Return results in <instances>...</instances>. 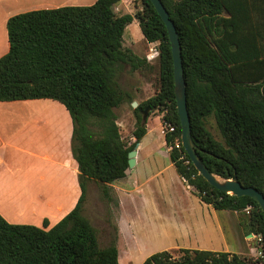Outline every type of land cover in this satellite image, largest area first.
Returning <instances> with one entry per match:
<instances>
[{"label": "trees", "instance_id": "16d2710c", "mask_svg": "<svg viewBox=\"0 0 264 264\" xmlns=\"http://www.w3.org/2000/svg\"><path fill=\"white\" fill-rule=\"evenodd\" d=\"M121 0L33 9L7 21L9 50L0 57V101L51 98L73 121L71 149L80 171L81 196L51 228L7 221L0 214V264H119L116 238L103 246L83 212L91 181L108 184L125 177L128 153L147 133L146 107L164 112L176 127L165 135L178 174L207 204L239 214L248 233L264 236V212L250 196L212 186L192 164L181 141L171 44L166 26L150 0L135 14L115 12ZM181 44L187 108L197 151L211 172L236 178L264 194V0H162ZM134 19L143 36L159 42L160 86L138 103L135 141L121 136L117 107L131 100L118 82L124 64L152 67L150 59L124 47ZM214 116L223 141L206 126ZM250 213L247 216L246 210ZM45 225L47 220L44 221ZM264 250V239H263ZM174 259L164 250L142 264H250L225 251L181 249Z\"/></svg>", "mask_w": 264, "mask_h": 264}, {"label": "crops", "instance_id": "0c3cea01", "mask_svg": "<svg viewBox=\"0 0 264 264\" xmlns=\"http://www.w3.org/2000/svg\"><path fill=\"white\" fill-rule=\"evenodd\" d=\"M69 1L0 0V57L9 50L7 21L12 15L33 9L87 5ZM131 2L121 0L115 12L130 13ZM72 133V117L57 100L0 101V214L7 221L48 229L75 207L82 190L80 171L71 149ZM140 152L138 149L135 166ZM166 156L169 159L166 167L174 168L175 175L171 177L174 193L167 189L165 195L157 188V178L163 170L152 173L145 181L128 182L126 179L135 166L125 177L109 183L108 192L102 191L97 199L88 194L87 188L83 212L96 228L100 243L107 246L111 242L103 244V239L116 238L119 264L121 255L124 259L138 255L140 215L148 207L153 213L154 232L172 245L167 251L185 248L255 256L257 245L247 239L250 233L241 225L237 212L218 210L202 201L178 174L169 151ZM127 232L129 241L121 247Z\"/></svg>", "mask_w": 264, "mask_h": 264}, {"label": "rangeland", "instance_id": "374dc122", "mask_svg": "<svg viewBox=\"0 0 264 264\" xmlns=\"http://www.w3.org/2000/svg\"><path fill=\"white\" fill-rule=\"evenodd\" d=\"M96 0H70L69 4H78L80 2L84 3H94ZM143 7L141 0H132L130 5V10L132 14H135L138 10H141ZM128 27V28H127ZM124 32V47L131 49L134 53L146 57V55H150L148 52L151 47H155L158 49L159 42H149L143 36L141 31L139 21L134 19V21L127 26ZM158 53L155 51L154 54L151 55L150 63L152 67L150 69L144 68L139 70H132L129 64H124L123 69L118 73V82L122 89L131 94V100L124 102L119 107L115 109L118 116V125L120 129V133L124 141L127 143H132L135 141V137L133 136V131L137 126L138 118L134 112L135 106L133 102L137 103L146 100L150 96L154 95L157 92L158 87L160 86V68H159V60ZM164 112L159 110H149L147 117V126L148 133L141 140V145L139 150L141 151V155L139 156V160L137 165L133 168L131 175L126 179L128 182L135 184L136 182L145 181L147 177L151 176L152 173L157 172L158 170H163V174L157 178V188L159 187L165 195L167 194V189H170L171 193H174V188L171 186V177L174 176V168H167L166 166L169 164V159L166 154L167 151L170 152L171 148L164 143L165 135L162 133V116ZM206 126L208 130L212 133V135L218 139L223 141V137L216 125V121L214 116H210L206 121ZM164 138V139H163ZM166 168V169H165ZM165 179V180H164ZM164 180V181H163ZM160 184V186H158ZM178 186L175 187L177 189ZM90 190L88 191L89 195H92L95 199L101 196L103 191V186L100 183L88 184ZM182 189L181 187H179ZM90 192V193H89ZM87 196V193H86ZM146 211L140 215L141 217V233H140V250L141 252L138 255H132L128 259H124L122 255L120 256L121 264H142L144 260L156 253L158 251L169 250V246L163 237L158 236L154 232L153 228V213L148 208L145 207ZM213 211V210H212ZM250 213L246 212L248 216ZM241 214L237 213V217L240 219ZM212 219L214 218V214H212ZM224 226V223L221 222ZM226 226H224L225 228ZM226 230V229H225ZM129 233H124V238L122 239L121 247H123V242H128L127 238ZM227 238L229 239V235L227 233ZM115 237L112 239H103L102 243L112 242ZM218 240V238H216ZM221 240V239H220ZM210 246V245H209ZM218 245L217 248H219ZM123 250V248H122ZM172 258L177 259L182 255L181 249H173L170 250ZM242 257H246L250 264H257L261 261L258 258L257 254L253 255H242ZM135 256V257H134Z\"/></svg>", "mask_w": 264, "mask_h": 264}, {"label": "water", "instance_id": "95a60500", "mask_svg": "<svg viewBox=\"0 0 264 264\" xmlns=\"http://www.w3.org/2000/svg\"><path fill=\"white\" fill-rule=\"evenodd\" d=\"M156 9L157 13L163 20L167 32L169 41L171 44V51L173 56V68H174V85H175V98L177 105V112L181 125V142L189 156L192 164L198 170L199 174L202 175L212 186L216 187L218 190L227 192L237 196H250L252 197L260 206L264 212V194L253 186H244L236 178H223L218 174L210 171L207 165L204 163L203 159L199 155L195 142L191 134V120L187 108V94H186V82L184 78V69L182 62V52L181 44L179 40V35L175 26L174 21L171 19L169 11L164 5L162 0H150ZM136 107L138 103L133 102ZM150 107H146L143 112V121L147 120L148 111ZM141 142H137L135 147L128 153V167L126 168V174L131 172V169L136 164V157L138 149Z\"/></svg>", "mask_w": 264, "mask_h": 264}, {"label": "built area", "instance_id": "2783aa9c", "mask_svg": "<svg viewBox=\"0 0 264 264\" xmlns=\"http://www.w3.org/2000/svg\"><path fill=\"white\" fill-rule=\"evenodd\" d=\"M157 52L158 53V49H156L155 47H151L150 48V51L148 52L150 55H147V57L150 59L151 58V55L154 54V52ZM158 55V54H157ZM151 60V59H150ZM162 133L164 135L166 134H172L176 131V127L171 124L170 122L168 121H162ZM181 146L182 145V142L176 138V141H175V148L176 149H179L181 151ZM171 149L173 148V146L170 147ZM249 207L247 208V212H249ZM247 239L249 240H254L256 245H257V256L258 258L261 259L260 262H258L257 264H264V250H263V239H264V236L262 233H250L249 236L247 237Z\"/></svg>", "mask_w": 264, "mask_h": 264}]
</instances>
